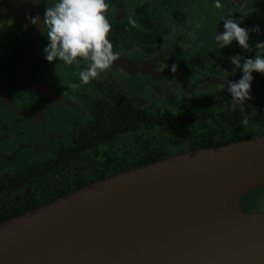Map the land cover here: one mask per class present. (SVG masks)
I'll use <instances>...</instances> for the list:
<instances>
[{"label":"water","instance_id":"95a60500","mask_svg":"<svg viewBox=\"0 0 264 264\" xmlns=\"http://www.w3.org/2000/svg\"><path fill=\"white\" fill-rule=\"evenodd\" d=\"M20 9L23 55L0 95L38 48L39 0ZM261 183L264 135L171 154L1 220L0 264H264V211L236 202Z\"/></svg>","mask_w":264,"mask_h":264},{"label":"flooded vegetation","instance_id":"af4514ba","mask_svg":"<svg viewBox=\"0 0 264 264\" xmlns=\"http://www.w3.org/2000/svg\"><path fill=\"white\" fill-rule=\"evenodd\" d=\"M183 1L187 5L198 7L205 3V17L213 18V22L209 23L210 30H206L207 34L212 35L206 40L209 45L206 41L199 44L185 41L193 34L197 35L198 17L189 15L188 8L180 6ZM204 1L106 0L109 4L106 15L112 25L108 39L113 44V50L120 55L98 79L79 88H73L71 85L80 84L79 72L83 70L84 65L87 67L88 63L83 64L82 58L79 63L71 66L60 60L47 61L43 51L46 35L40 25L39 43L34 60L28 69L24 67L23 71L28 72L26 80L32 78L33 81L25 84V80L0 95V178L28 180L26 185H21L13 193L12 201L0 193V206L29 205L38 200L39 195L45 196L54 192L55 180L69 179L71 176L77 179L86 177L89 163L85 154V157L77 156V159L82 160L81 163L72 159L74 163L62 164L63 160L57 164L54 153L58 147L74 144V136L80 129L88 126L93 115L99 112V105L111 102V93H123L134 104H139L149 113L178 112L185 106L210 96L213 101L206 105L205 109L214 113L223 112L228 124H232L231 129L241 128L243 135H249L246 131L261 122H252L251 114L256 103L264 99V95L257 98L248 114L244 111V106L231 108L228 105L232 98L226 91L227 85H224V89L220 87L221 83H227L229 80L222 77L218 80L215 76L200 72L196 65L206 60V53L211 52V47L213 52L218 47L221 48L215 41V36L225 30L224 25L219 26L218 23V19L227 17L225 15L231 16L241 27L248 29L249 37L257 32L252 31L257 26L264 34V0H220L223 7L219 9L215 7L216 0ZM48 2L54 3L57 0H39L41 19ZM191 13L195 14V11L192 10ZM13 14L8 15L0 11V80L15 72L21 63L24 50V15L21 9L14 10ZM196 14H199L197 10ZM129 17L135 19L140 27H132L128 22ZM175 27L179 31L173 33L172 29ZM170 37L172 40L166 42ZM233 43L238 42L233 41L231 44ZM196 47L202 52H188L195 50ZM130 48L136 49L137 54L123 56L122 51ZM260 50L264 55V49ZM252 52L258 54L260 51L254 47ZM241 57H245L244 52L241 53ZM24 60L26 63L27 52ZM173 64L177 66L175 72L171 71ZM123 68H128L130 72H134L133 74L146 76L149 81L177 84L201 80L215 86L214 90L197 96L178 109L167 106L149 108L137 98L126 95L118 87L115 78ZM63 99L69 100L70 104L66 105ZM222 102L225 108L216 106ZM77 107L81 108L82 112H75L74 108ZM243 120L249 124L242 125ZM143 132L145 134L139 136ZM127 134L133 137L127 139L125 137ZM152 134H155L153 129L126 132L123 134V140L133 144L137 139ZM101 150L104 153L103 148ZM106 151L108 154L113 153L111 148H107ZM57 171L59 176L56 174Z\"/></svg>","mask_w":264,"mask_h":264},{"label":"trees","instance_id":"16d2710c","mask_svg":"<svg viewBox=\"0 0 264 264\" xmlns=\"http://www.w3.org/2000/svg\"><path fill=\"white\" fill-rule=\"evenodd\" d=\"M110 101L99 105V112L93 115L87 127L76 133L72 146L58 147L54 153L57 164L63 160L62 164L74 163L72 159L81 163L82 160L77 159V156L83 157L85 154L89 163L86 177L77 179L71 176L69 179L55 180L54 192L39 195L38 200L29 205L0 206V221L89 183L169 156L172 154V147L176 145L190 150L251 136L243 135L241 128L231 129L232 124H228L223 112L207 111L205 106L213 101L210 96H205L178 112L149 113L123 93L117 92L111 93ZM251 116L252 122L264 120V99L256 103ZM229 119L235 122L231 117ZM141 129H153L155 134L137 139L133 144L123 140L124 133L138 132ZM107 148L113 149V153L108 154ZM56 174L59 176V171ZM27 182L28 180L17 178H0V193L12 201L13 193ZM34 187L36 188V184Z\"/></svg>","mask_w":264,"mask_h":264},{"label":"clouds","instance_id":"9594fccd","mask_svg":"<svg viewBox=\"0 0 264 264\" xmlns=\"http://www.w3.org/2000/svg\"><path fill=\"white\" fill-rule=\"evenodd\" d=\"M215 7H223L220 0H216ZM108 10L106 0H57L45 9L42 19L39 16L29 17L31 24L41 25L49 41L43 49L47 61L60 60L68 66L79 63L78 58L88 62L87 68L79 72L80 84H72L73 88L98 79L119 58L120 54L113 50V44L108 39L112 27L106 15ZM223 21L225 30L215 36L221 48L236 41L243 49L249 50V30L241 27L231 16L224 17ZM128 22L132 27H140L131 17ZM259 30L258 26L252 29ZM254 47L264 49V42H257ZM230 60L243 75L238 81H228L226 91L232 102L242 104L251 99L252 73H264V55L242 58L238 54L230 57ZM176 70L177 66L173 64L171 71ZM220 87L224 89L223 84ZM241 124L246 125L247 121L243 120Z\"/></svg>","mask_w":264,"mask_h":264},{"label":"rangeland","instance_id":"374dc122","mask_svg":"<svg viewBox=\"0 0 264 264\" xmlns=\"http://www.w3.org/2000/svg\"><path fill=\"white\" fill-rule=\"evenodd\" d=\"M197 2H205L204 0H195ZM54 3L48 2L46 5L47 7L52 6ZM181 7H187L188 11L190 12L189 15L197 16L198 17V29L197 35L193 34L192 36L185 39L186 42H196L199 43H205L206 40H209L210 34H207L206 30L209 29V23L213 22V18H207L205 17L206 14V5L205 3L198 7L197 5H187L186 3L181 2ZM20 9V0H0V11L3 13H7L8 15H14V10L19 11ZM195 11L194 13H191ZM199 12V14H196ZM228 16V15H225ZM224 17H221L218 19L219 26L224 25L223 21ZM46 31V29H45ZM179 31L176 29H172V32L175 33ZM175 36V35H174ZM210 36V37H209ZM172 40V37H170L169 40H166V42ZM257 42H264V34L263 30H259L254 35L249 37V46L250 49L246 50L243 49L239 44L233 43L227 46H224L222 48L218 47L216 50H213V47H211V52L206 53V60L201 62L202 64H197L196 67L198 68L200 72L215 76L216 79H220L221 77L223 79H227L229 81H238L243 73L240 69L235 68V66L232 64L230 57L240 55L244 52L245 57L244 58H254L255 55H263V52L260 51L258 54L253 53V46ZM48 44V40H45L43 42V48H45ZM206 44L209 45V42L206 41ZM165 47V46H164ZM167 48V47H166ZM197 48V49H196ZM195 50H189V53H195V52H202L201 50L196 47ZM137 54L136 49H127L123 50L122 54L129 55V54ZM215 54V55H214ZM81 58H78L80 60ZM186 61V60H185ZM88 63L87 61H83V64ZM76 64V63H74ZM87 67L84 65L82 69H86ZM134 72H130L128 68H123L119 71L118 77L115 78V81L117 82L118 87L124 92L126 95L131 96L133 98H137L138 100L142 101L145 107L149 108H155V107H172L177 108L181 105L185 104L186 102L195 99L197 96H201L207 91L214 90L213 84H208L206 82H203L201 80H197L196 82H189L185 81L184 83H166V82H155V81H149L146 76H139L138 74H133ZM253 80L251 82V90H250V96L251 99L245 101L242 104H235L234 102L229 103V107H238L243 108L244 111H248L252 109V106L255 104V101L259 96L264 95V73L259 72H253L252 73ZM33 79L26 80L25 84H28L29 82H32ZM223 85H227V83H221ZM85 86V85H81ZM64 100V99H63ZM66 105H69V100H64ZM219 108H225L224 102L219 103L216 105ZM75 112H82V109L80 108H74ZM247 134L252 135L254 137L264 135V121H261L256 127H252L251 129L246 131ZM145 132L139 134V136H143ZM127 139H131L133 135H125ZM184 147L182 145L176 146L172 148V154L180 153L182 151H185L183 149ZM236 202L239 204V208L243 212H255V211H264V183H261L252 189L244 192L240 196L236 198Z\"/></svg>","mask_w":264,"mask_h":264},{"label":"bare ground","instance_id":"6f19581e","mask_svg":"<svg viewBox=\"0 0 264 264\" xmlns=\"http://www.w3.org/2000/svg\"><path fill=\"white\" fill-rule=\"evenodd\" d=\"M24 71V68H22L20 71H18L19 72V74L21 73V72H23Z\"/></svg>","mask_w":264,"mask_h":264}]
</instances>
